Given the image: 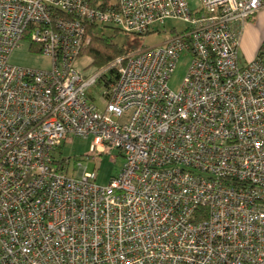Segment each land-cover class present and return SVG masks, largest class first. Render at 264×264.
Segmentation results:
<instances>
[{
	"label": "built area",
	"instance_id": "obj_1",
	"mask_svg": "<svg viewBox=\"0 0 264 264\" xmlns=\"http://www.w3.org/2000/svg\"><path fill=\"white\" fill-rule=\"evenodd\" d=\"M263 7L0 0V264H264V62L239 54ZM166 19L187 26L90 73L76 67L87 25L146 35ZM24 39L49 68L10 61ZM113 66L99 106L88 90ZM75 137H91V172L59 156ZM115 149L120 171L100 185L98 163Z\"/></svg>",
	"mask_w": 264,
	"mask_h": 264
},
{
	"label": "rangeland",
	"instance_id": "obj_2",
	"mask_svg": "<svg viewBox=\"0 0 264 264\" xmlns=\"http://www.w3.org/2000/svg\"><path fill=\"white\" fill-rule=\"evenodd\" d=\"M186 26L187 23H185L183 20L166 19L164 24L155 25V33H150L139 37L128 34V41L132 43L133 40H138L143 46H154L164 42L172 34V32H174V30L180 32ZM98 30L100 33H105L108 35L112 34L113 31L112 28L103 26H100ZM127 39L128 38L126 37L125 33L120 32L117 37V42L119 43V45H122L124 42H126ZM22 44V49L19 50V53L24 56L25 63L30 64L34 67H45V69L50 67V61L48 60V57L33 52L29 48V46H36L29 39H24V42ZM90 61H92V59L89 55H81V57L76 61V67L80 69L82 73H90L93 67H88L86 69L84 68L85 63L88 64ZM190 61V55H187L185 53H183L181 58L179 59L176 68L169 80V85L174 91H179V89L181 88L187 74ZM103 88V84L101 82H98L95 86L91 87L88 90L89 95L99 106H102V101L100 100L99 95L102 92ZM90 146L91 137H75L72 141H66L62 145L59 150V156L62 158L70 159L71 170L74 169L76 171V174H79V166L77 165L79 161H81L82 164L86 166V171L91 172L95 169L96 164L86 158V154L89 152ZM101 158L102 160L98 163L99 169L97 183L100 185H106L113 176H116L119 173L124 159L122 156H120V153L117 149L112 150L111 152L104 153Z\"/></svg>",
	"mask_w": 264,
	"mask_h": 264
},
{
	"label": "trees",
	"instance_id": "obj_3",
	"mask_svg": "<svg viewBox=\"0 0 264 264\" xmlns=\"http://www.w3.org/2000/svg\"><path fill=\"white\" fill-rule=\"evenodd\" d=\"M98 26L89 24L87 25V35L91 37V42L84 47L81 55L87 54L91 57L90 67L103 68L110 65L116 59L126 55L130 51L136 50L143 46L138 40H133L132 43L129 40V33H125L128 38L126 42L119 45L117 42V37L120 34L119 29L113 27L112 34L100 33ZM123 33V32H122ZM136 37L142 36L139 34H132ZM133 36V37H134ZM264 56V44L260 49L259 57ZM118 77V67L113 66L108 69V71L102 75L99 82L103 84L104 87H109L110 84L114 83Z\"/></svg>",
	"mask_w": 264,
	"mask_h": 264
},
{
	"label": "crops",
	"instance_id": "obj_4",
	"mask_svg": "<svg viewBox=\"0 0 264 264\" xmlns=\"http://www.w3.org/2000/svg\"><path fill=\"white\" fill-rule=\"evenodd\" d=\"M23 42L24 41H22V43ZM22 43L19 46V48H17L11 54L10 61L13 64H17L25 67L40 68V67H34L24 62L25 61L24 56L19 53L20 52L19 50L22 49V45H23ZM263 44H264V7L261 8L253 17H251L243 25L242 33L240 37V45H239V54L242 60L251 61L256 59L259 56V52ZM29 48L33 52L42 55L37 45L34 47L29 46ZM262 60L264 62V56L262 57ZM43 69H45V67Z\"/></svg>",
	"mask_w": 264,
	"mask_h": 264
}]
</instances>
